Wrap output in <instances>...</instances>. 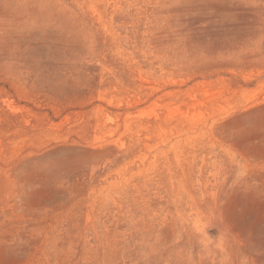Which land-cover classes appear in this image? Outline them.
<instances>
[{
    "label": "rangeland",
    "instance_id": "rangeland-1",
    "mask_svg": "<svg viewBox=\"0 0 264 264\" xmlns=\"http://www.w3.org/2000/svg\"><path fill=\"white\" fill-rule=\"evenodd\" d=\"M0 264H264V0H0Z\"/></svg>",
    "mask_w": 264,
    "mask_h": 264
}]
</instances>
